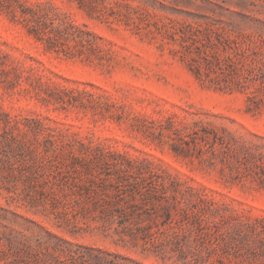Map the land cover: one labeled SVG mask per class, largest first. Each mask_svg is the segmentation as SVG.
Segmentation results:
<instances>
[{"label": "rangeland", "instance_id": "rangeland-1", "mask_svg": "<svg viewBox=\"0 0 264 264\" xmlns=\"http://www.w3.org/2000/svg\"><path fill=\"white\" fill-rule=\"evenodd\" d=\"M87 246L264 264V0H0V264Z\"/></svg>", "mask_w": 264, "mask_h": 264}, {"label": "trees", "instance_id": "trees-1", "mask_svg": "<svg viewBox=\"0 0 264 264\" xmlns=\"http://www.w3.org/2000/svg\"><path fill=\"white\" fill-rule=\"evenodd\" d=\"M91 6L96 8V5H94V3L91 4ZM39 226L45 229L41 225ZM46 231L48 233H51L48 230ZM86 249L89 252V258H87L88 264H145L144 262L133 260V258H128L127 256L122 255L121 253H115V252L104 251L101 249H95L91 246H87ZM94 252H97V253H94ZM82 257H85V254L77 253V256L75 258L81 259Z\"/></svg>", "mask_w": 264, "mask_h": 264}]
</instances>
